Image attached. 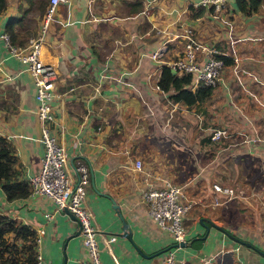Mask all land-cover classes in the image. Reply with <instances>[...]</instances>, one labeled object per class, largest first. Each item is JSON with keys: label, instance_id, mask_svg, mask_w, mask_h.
<instances>
[{"label": "crops", "instance_id": "obj_1", "mask_svg": "<svg viewBox=\"0 0 264 264\" xmlns=\"http://www.w3.org/2000/svg\"><path fill=\"white\" fill-rule=\"evenodd\" d=\"M196 1L61 0L45 31L39 54L54 69L49 132L64 148L72 181L77 164L87 167L84 205L101 264H156L168 249L182 264H264V0L244 10L226 0L216 13L192 7ZM39 2L46 0H6L0 34L10 36L11 21L12 44L35 36ZM187 26L197 42L232 61L209 97L188 107L155 85L160 66L182 50ZM163 45L159 58L149 56ZM36 105L30 74L0 37V136L12 144L18 179L38 171L43 153ZM212 128L229 135L206 139ZM145 172L180 184L191 201L185 246L147 214L140 200ZM111 199L131 239L111 233L120 231ZM0 212L34 236L42 229L43 264L86 259L75 219L54 212L46 197L7 200L0 188Z\"/></svg>", "mask_w": 264, "mask_h": 264}, {"label": "built area", "instance_id": "obj_2", "mask_svg": "<svg viewBox=\"0 0 264 264\" xmlns=\"http://www.w3.org/2000/svg\"><path fill=\"white\" fill-rule=\"evenodd\" d=\"M61 0H47L46 8L41 16L38 33L30 37L22 46L11 43L6 32L0 37L7 52L24 64V69L30 74L35 89L36 115L40 121L39 140L43 153L39 160L38 171L27 176L30 191L29 194H38L49 199L54 205V212L65 208L74 217L78 228L80 243L87 257L79 264H101L98 256L99 248L96 243V228L89 211L84 205V197L88 185V172L85 164L75 166V180L72 181L67 171V159L62 144L55 135L49 132L48 123L52 121V112L49 101L52 98L54 69L50 64L42 62L40 58L41 43L49 23L53 19L55 7ZM226 0H197L192 7H204L214 13L221 11ZM184 41L179 55L170 60L168 66L178 73H190L192 86L199 83L215 86L219 80L224 66L222 58L217 57L212 47L204 46L192 36L190 27L183 28ZM164 50V45L153 50L149 56L159 58ZM203 51V58H196L195 52ZM211 140H219L227 137L229 132L225 128H212L208 133ZM133 167L140 170L141 161L135 159ZM150 178L152 180H150ZM144 186L140 191V200L145 204L149 217L161 229L165 230L178 243L184 241L185 229L183 218L191 208V201L183 193L182 186L166 177L151 175L148 172L143 176ZM215 189L219 187L213 184ZM228 194L230 188H225ZM53 212L43 214L46 220L50 219ZM42 229H38L34 237L35 264H43L38 252L39 235ZM173 251H165L156 264H173ZM209 260H203V264ZM241 264V263H239Z\"/></svg>", "mask_w": 264, "mask_h": 264}, {"label": "trees", "instance_id": "obj_3", "mask_svg": "<svg viewBox=\"0 0 264 264\" xmlns=\"http://www.w3.org/2000/svg\"><path fill=\"white\" fill-rule=\"evenodd\" d=\"M259 0H235L238 9L244 10L245 5L254 7ZM46 3H40L42 14ZM6 0H0V12L5 8ZM41 14V15H42ZM19 18L16 21H20ZM7 23V32L12 43V25ZM9 26V28H8ZM21 45V44H20ZM222 58L224 65L230 64V58ZM155 85L167 93V98L188 107L194 103L206 100L212 87L204 84L192 86L190 73L171 72L170 66L162 64L155 79ZM206 139H209V135ZM15 156L12 144L0 136V188L7 200L24 198L30 188L25 179H18V171L14 167ZM34 231L26 224L10 218L0 212V264H35Z\"/></svg>", "mask_w": 264, "mask_h": 264}, {"label": "water", "instance_id": "obj_4", "mask_svg": "<svg viewBox=\"0 0 264 264\" xmlns=\"http://www.w3.org/2000/svg\"><path fill=\"white\" fill-rule=\"evenodd\" d=\"M170 70H171L172 73L175 72L173 69H170ZM111 202H112V205H111V206H112V208H113L114 210H116V216H117V218L120 220V231H119V232H118V231H111V233H113V234H115V235H121V236L125 237L126 239H131L130 230H129L128 227H127V222H126L125 219L123 218L122 214L119 212V210H118V205L115 204V203L113 202L112 199H111ZM63 210H64L66 213L70 214V216H71L72 218H74V217L72 216V214L69 213L65 208H63ZM214 226H215V225H214ZM204 229H205V231H206V233H207L208 228H207L206 225H204ZM78 232H79V228L77 227V233H78ZM204 236H205V234L203 235V237H204ZM236 240L239 241V239H236ZM175 245L182 247V246H185V242H184V241H180V242H178V243H175ZM156 254H157V253H156ZM173 264H182V262H181V261H176V262H174Z\"/></svg>", "mask_w": 264, "mask_h": 264}]
</instances>
